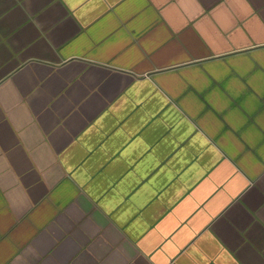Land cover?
<instances>
[{"label": "crops", "instance_id": "obj_1", "mask_svg": "<svg viewBox=\"0 0 264 264\" xmlns=\"http://www.w3.org/2000/svg\"><path fill=\"white\" fill-rule=\"evenodd\" d=\"M0 264H264V0H0Z\"/></svg>", "mask_w": 264, "mask_h": 264}]
</instances>
